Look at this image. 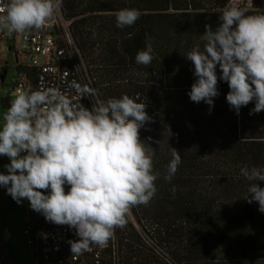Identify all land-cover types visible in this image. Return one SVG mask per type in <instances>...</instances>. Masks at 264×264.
I'll list each match as a JSON object with an SVG mask.
<instances>
[{"label":"trees","instance_id":"obj_1","mask_svg":"<svg viewBox=\"0 0 264 264\" xmlns=\"http://www.w3.org/2000/svg\"><path fill=\"white\" fill-rule=\"evenodd\" d=\"M230 0H62L61 11L72 19V36L98 99L140 93L152 122L140 130L142 141L155 151L156 194L147 205L135 206L133 216L142 233L158 249V259L144 253L140 236L126 224L121 246L127 263L264 264V213L257 202L247 203L251 183L243 166L264 168V111L249 115L255 101L239 116L226 101L229 88L219 80L214 106L190 100L194 66L186 53L203 50L205 25L219 26ZM261 0H251L252 6ZM139 10L131 26L118 27L116 13ZM253 6L248 14H255ZM146 41L153 60L135 62ZM1 105L3 101H0ZM151 137V141L147 138ZM171 148L181 163L166 180ZM2 165L10 163L0 156ZM175 189V191H173Z\"/></svg>","mask_w":264,"mask_h":264},{"label":"clouds","instance_id":"obj_2","mask_svg":"<svg viewBox=\"0 0 264 264\" xmlns=\"http://www.w3.org/2000/svg\"><path fill=\"white\" fill-rule=\"evenodd\" d=\"M62 0H0V31L11 35L40 29L58 13ZM219 26L205 25L203 50L194 46L185 57L194 66V83L187 93L194 103L204 102L211 113L219 95V80L226 82V101L239 116L255 101L249 115L264 111V9L248 14L236 5L220 12ZM140 17L134 8L116 13L118 27L131 26ZM153 47L146 41L135 62L149 65ZM92 98L91 108L73 102L58 88L17 89L0 124V156L8 158L0 187L18 205L23 200L47 222L68 226L77 240L71 253L81 255L93 245L106 247L116 228L126 225L132 207L147 205L156 194L153 172L155 151L142 141L140 130L152 122L140 93L130 97L98 99L95 89L75 85ZM141 102H137V101ZM151 141V137L147 138ZM166 180L181 163L171 148ZM248 181L264 182V168L243 166ZM67 187V191H66ZM175 191V189H173ZM47 193V194H45ZM257 202L264 213V187L251 183L245 199Z\"/></svg>","mask_w":264,"mask_h":264},{"label":"built area","instance_id":"obj_3","mask_svg":"<svg viewBox=\"0 0 264 264\" xmlns=\"http://www.w3.org/2000/svg\"><path fill=\"white\" fill-rule=\"evenodd\" d=\"M247 6L252 7L251 0H247ZM247 10H251V9ZM72 19L64 16L61 9L40 29H32L27 34V40L19 34H7L0 31V53H13L15 60V72L11 78L9 92L17 89L37 90L39 87L58 88L73 102H81L85 107L91 108L92 98L87 94L81 100L75 99L81 94L75 85L92 88L91 80L84 60L72 36ZM1 75H6L3 71ZM4 86L0 79V91ZM0 117L10 106L7 96H2ZM138 103L141 101H137ZM0 173H6L4 165L0 167ZM2 191L6 190L1 187ZM67 191V187H66ZM47 194V193H45ZM26 207L29 201L23 200ZM126 217V224L142 238V231L137 224L133 210ZM35 227L32 233L24 229L22 235L26 244L31 248L33 264H170L168 259L162 258L160 263H139L124 261L125 251L122 244L128 239L121 233V228H116L112 238L106 247L93 245L91 251L81 255L71 253L69 240H77L74 230L68 226H59L47 222L44 216L34 211Z\"/></svg>","mask_w":264,"mask_h":264},{"label":"rangeland","instance_id":"obj_4","mask_svg":"<svg viewBox=\"0 0 264 264\" xmlns=\"http://www.w3.org/2000/svg\"><path fill=\"white\" fill-rule=\"evenodd\" d=\"M247 3V0H230L229 7L236 5L248 9ZM253 6L257 9H264V0H261L260 3ZM253 6L249 9L253 8ZM3 71H6V75H1ZM14 72L15 60L13 53L5 50L4 53H0V79L4 83L2 91H0V101L2 96H7L9 101L14 98L15 93L9 92L10 88L7 87L10 84ZM2 117L1 115L0 124L3 123ZM1 166L2 163L0 162ZM34 227V211L31 210L30 206L26 207L23 201L18 205L0 187V237L3 241L5 264H33L34 259L31 254V248L26 244L22 231L29 229L33 233ZM141 235L142 238L140 237V240H137L138 244L144 253L152 255L153 261L157 262L158 259L154 256L158 249L154 246L149 236L144 233H141ZM151 250L155 255L149 252Z\"/></svg>","mask_w":264,"mask_h":264},{"label":"water","instance_id":"obj_5","mask_svg":"<svg viewBox=\"0 0 264 264\" xmlns=\"http://www.w3.org/2000/svg\"><path fill=\"white\" fill-rule=\"evenodd\" d=\"M4 258V247H3V241L0 237V264H2Z\"/></svg>","mask_w":264,"mask_h":264},{"label":"flooded vegetation","instance_id":"obj_6","mask_svg":"<svg viewBox=\"0 0 264 264\" xmlns=\"http://www.w3.org/2000/svg\"><path fill=\"white\" fill-rule=\"evenodd\" d=\"M2 264H5V258H3Z\"/></svg>","mask_w":264,"mask_h":264}]
</instances>
